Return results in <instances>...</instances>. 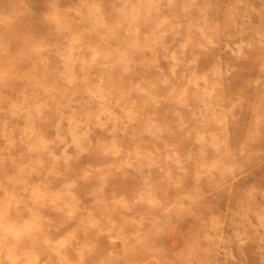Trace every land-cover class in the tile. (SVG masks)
<instances>
[{"label": "rangeland", "instance_id": "obj_1", "mask_svg": "<svg viewBox=\"0 0 264 264\" xmlns=\"http://www.w3.org/2000/svg\"><path fill=\"white\" fill-rule=\"evenodd\" d=\"M0 264H264V0H0Z\"/></svg>", "mask_w": 264, "mask_h": 264}, {"label": "bare ground", "instance_id": "obj_2", "mask_svg": "<svg viewBox=\"0 0 264 264\" xmlns=\"http://www.w3.org/2000/svg\"><path fill=\"white\" fill-rule=\"evenodd\" d=\"M40 257V256H39Z\"/></svg>", "mask_w": 264, "mask_h": 264}]
</instances>
